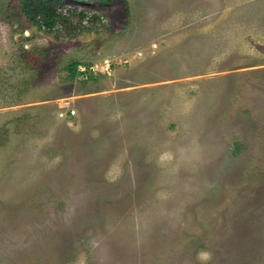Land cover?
<instances>
[{
  "label": "rangeland",
  "instance_id": "rangeland-1",
  "mask_svg": "<svg viewBox=\"0 0 264 264\" xmlns=\"http://www.w3.org/2000/svg\"><path fill=\"white\" fill-rule=\"evenodd\" d=\"M23 1L0 264H264V0H55L51 31Z\"/></svg>",
  "mask_w": 264,
  "mask_h": 264
},
{
  "label": "trees",
  "instance_id": "trees-1",
  "mask_svg": "<svg viewBox=\"0 0 264 264\" xmlns=\"http://www.w3.org/2000/svg\"><path fill=\"white\" fill-rule=\"evenodd\" d=\"M53 1L55 0H24L23 13L34 26L39 25L51 31L56 20Z\"/></svg>",
  "mask_w": 264,
  "mask_h": 264
},
{
  "label": "built area",
  "instance_id": "built-area-1",
  "mask_svg": "<svg viewBox=\"0 0 264 264\" xmlns=\"http://www.w3.org/2000/svg\"><path fill=\"white\" fill-rule=\"evenodd\" d=\"M94 69L96 70L97 67H96V66H91V67L88 68V70H89L90 73H92ZM109 69H110L109 64H108L107 62H105V65H104V70H105V72L109 71ZM79 71H81V72H85L86 70H85V68H81V67H80V68H79Z\"/></svg>",
  "mask_w": 264,
  "mask_h": 264
}]
</instances>
